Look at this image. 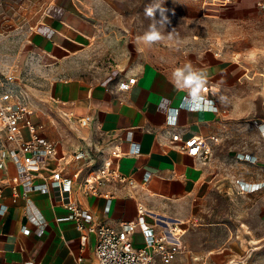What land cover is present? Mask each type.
Wrapping results in <instances>:
<instances>
[{"label":"crops","instance_id":"crops-1","mask_svg":"<svg viewBox=\"0 0 264 264\" xmlns=\"http://www.w3.org/2000/svg\"><path fill=\"white\" fill-rule=\"evenodd\" d=\"M236 3L258 6L256 0H237L229 6ZM53 8L32 38L31 54L43 65L42 74L34 77L41 88L21 85L34 110L33 119L42 126L41 134L56 142L59 156L70 155L71 160L73 153L87 152V158L66 165L64 176L72 177L79 169L84 175L88 168H97L110 158L136 185L107 184L104 191L113 194L110 199L85 195L76 187L69 191L51 187L47 193L28 194L20 188L16 197L5 186L0 195V264L27 260L78 264L80 257L82 264H99L96 235L88 234L83 244L75 222L64 219L69 215L65 204L70 199L90 210L95 223L114 227L136 221L141 204L148 211L147 222L159 230L162 220L186 225L201 216L208 201L223 198L232 202L234 215L247 216L242 220L245 227L235 230L237 239L209 250L193 251L185 245L190 255L180 259L186 264L205 260L226 264L248 255L249 264H264V188L242 193L237 184L238 180L264 181V133L258 126L264 123L263 108L248 92L249 71L239 59L240 52L194 47L154 55L143 46L119 71L94 80L79 73L77 64L91 49L96 22L81 11L76 0H54ZM192 72L202 74L203 79H195ZM130 77L136 78L135 83L129 90H121L120 81ZM201 94L213 98L219 111L180 109L176 125H169L168 108L179 107L184 97ZM87 115L91 122L81 126L79 119ZM251 116L255 117L253 123ZM175 133L183 140L193 135L205 137L211 154L204 158L182 151L172 139ZM134 142L139 143L138 153L132 152ZM118 148L122 154L116 158ZM51 166L57 167V163L52 161ZM16 173L9 160L1 180ZM247 199L257 202L241 206L239 201ZM31 209L44 219L41 236L27 216ZM133 241L136 247L144 245L140 230ZM191 254L201 260L193 262Z\"/></svg>","mask_w":264,"mask_h":264},{"label":"rangeland","instance_id":"rangeland-1","mask_svg":"<svg viewBox=\"0 0 264 264\" xmlns=\"http://www.w3.org/2000/svg\"><path fill=\"white\" fill-rule=\"evenodd\" d=\"M76 1L81 11L96 22L91 49L77 64L82 75L94 80L109 77L114 71H119L125 61L132 60L143 46L151 49L154 55L156 51L210 46L227 52H240L239 59L244 61L249 71L248 92L256 97L264 117V10L259 6L236 3L220 12H205L201 0ZM158 4L166 9L165 15L170 23L161 30L165 39L149 45L140 38L154 21L157 30L163 25L159 10L149 16L146 9ZM53 7L54 0H0V76L13 73L22 86L28 83L41 88L34 77L42 74L40 69L43 65L31 54L32 38L33 33L40 31L52 15ZM250 118H253L251 123L255 122V117ZM4 142L0 128V150ZM239 202L243 206L257 200ZM246 217L244 214L234 215L232 202L225 198L208 201L201 210V216L182 225L186 233L183 243L193 251L230 243L237 239L236 231L245 227L242 220Z\"/></svg>","mask_w":264,"mask_h":264},{"label":"built area","instance_id":"built-area-1","mask_svg":"<svg viewBox=\"0 0 264 264\" xmlns=\"http://www.w3.org/2000/svg\"><path fill=\"white\" fill-rule=\"evenodd\" d=\"M237 0H202L205 12H219L220 9L229 6ZM257 5L264 10V0H256ZM212 47V46H210ZM219 55L220 53H216ZM136 78L120 81L121 90H129L135 83ZM211 90L210 88L207 89ZM28 94L17 81L13 73L0 76V128L4 136V144L0 150V171L8 170V161L11 160L17 169V173L1 180L0 195L5 186L13 190L18 197L20 188L28 194L33 191L47 193L51 187H60L65 191L76 187V190L85 195L104 196L108 199L113 197L112 193L105 192L104 187L110 183L135 186V179L124 174L114 159L108 158L97 168H88L83 175V169H79L72 177L64 176L66 165L71 161H80L87 158L85 150H79L70 155L59 156L56 142L50 140L40 132L41 125L35 123L34 110L27 101ZM180 109L187 110H212L219 111V107L213 98L206 94L184 97L179 107H170L169 125L177 123V115ZM92 120L90 115L79 119L81 126H87ZM264 133V123L258 124ZM172 139L179 148L192 156L207 158L211 154V148L205 137L193 135L183 140L180 133L172 135ZM211 139L216 140L215 136ZM139 143L134 142L133 153L139 152ZM121 150L116 151V158L121 156ZM55 161L57 167H52L51 162ZM47 171V172H45ZM150 178V175L147 179ZM238 188L242 193L254 192L264 188V181L248 183L238 180ZM66 207L69 215L64 219L75 222L76 227L81 231V241L85 244L88 234H95L97 237L96 257L99 264H186L181 256L190 255L185 248L183 236L185 230L182 223L176 221L171 225L166 221L161 222L158 230L156 226L147 222L148 211L143 205L138 206V219L136 221L122 222L119 227L105 223H95L90 210L82 207L76 200H68ZM30 221L39 227L38 235H43L45 222L39 211L31 209L27 211ZM140 230L144 237V245L136 247L133 241L134 234ZM29 232V230H26ZM193 262L201 259L192 256ZM83 259H78L82 264ZM11 264H37L34 260H27ZM199 264H211L206 260ZM226 264H249L248 255L237 257Z\"/></svg>","mask_w":264,"mask_h":264},{"label":"clouds","instance_id":"clouds-1","mask_svg":"<svg viewBox=\"0 0 264 264\" xmlns=\"http://www.w3.org/2000/svg\"><path fill=\"white\" fill-rule=\"evenodd\" d=\"M156 10H159L162 15H161V19L160 22L162 23L163 27L160 30H157L154 27L155 21L153 24H151L149 26L148 31L145 32V34L143 35V37H141L140 39L145 42L146 44H152L154 42H158L161 41L163 39H165V37L162 35V29L168 24L170 23V21L168 20V17L165 15L166 9L161 8L160 5H156L154 7H149L148 9H146V13L149 16H153L154 12ZM169 39H171V36L168 37ZM185 68H190V66H185ZM183 71H178V74L183 75ZM191 76H193L195 79L197 80H202L203 79V75L202 74H198V73H191Z\"/></svg>","mask_w":264,"mask_h":264},{"label":"snow or ice","instance_id":"snow-or-ice-1","mask_svg":"<svg viewBox=\"0 0 264 264\" xmlns=\"http://www.w3.org/2000/svg\"><path fill=\"white\" fill-rule=\"evenodd\" d=\"M191 81H189V83H190Z\"/></svg>","mask_w":264,"mask_h":264}]
</instances>
